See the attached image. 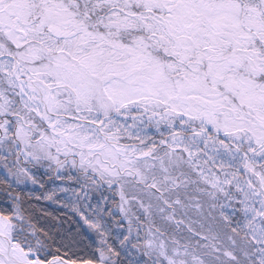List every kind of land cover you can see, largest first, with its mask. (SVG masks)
<instances>
[{
	"label": "snow or ice",
	"instance_id": "obj_1",
	"mask_svg": "<svg viewBox=\"0 0 264 264\" xmlns=\"http://www.w3.org/2000/svg\"><path fill=\"white\" fill-rule=\"evenodd\" d=\"M0 264H264V0H0Z\"/></svg>",
	"mask_w": 264,
	"mask_h": 264
}]
</instances>
